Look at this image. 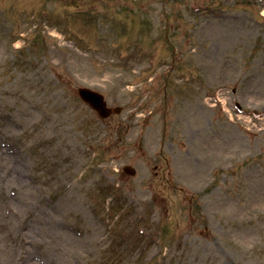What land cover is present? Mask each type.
I'll return each mask as SVG.
<instances>
[{
  "label": "rangeland",
  "instance_id": "1",
  "mask_svg": "<svg viewBox=\"0 0 264 264\" xmlns=\"http://www.w3.org/2000/svg\"><path fill=\"white\" fill-rule=\"evenodd\" d=\"M0 264H264V0H0Z\"/></svg>",
  "mask_w": 264,
  "mask_h": 264
},
{
  "label": "water",
  "instance_id": "2",
  "mask_svg": "<svg viewBox=\"0 0 264 264\" xmlns=\"http://www.w3.org/2000/svg\"><path fill=\"white\" fill-rule=\"evenodd\" d=\"M78 94L85 102L89 103L94 109H96L102 118H107L112 114H119L122 111L121 108H108L103 95L98 92L92 91L87 88H80L78 90ZM125 171L129 175L136 174V171L131 167H126Z\"/></svg>",
  "mask_w": 264,
  "mask_h": 264
},
{
  "label": "bare ground",
  "instance_id": "3",
  "mask_svg": "<svg viewBox=\"0 0 264 264\" xmlns=\"http://www.w3.org/2000/svg\"><path fill=\"white\" fill-rule=\"evenodd\" d=\"M19 174H21V173H18V176H19Z\"/></svg>",
  "mask_w": 264,
  "mask_h": 264
}]
</instances>
